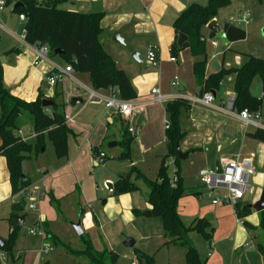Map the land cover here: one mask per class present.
<instances>
[{"label":"crops","instance_id":"0c3cea01","mask_svg":"<svg viewBox=\"0 0 264 264\" xmlns=\"http://www.w3.org/2000/svg\"><path fill=\"white\" fill-rule=\"evenodd\" d=\"M207 1L202 0L201 4L198 3V0H71L58 7L65 11L81 14H103V19L100 22V28L102 29L101 44L114 59L117 66L126 73L136 91V99L127 101H134L142 106V109L130 121V125L135 128L137 133V135L135 133L137 137L135 141L142 148V151H150L160 145L161 142L167 144L165 131L171 128L170 116L165 110L166 104L161 105L154 102L153 89H158L163 95H174V100H185L181 96L193 98L194 95H198L199 87L194 76V64L200 58L193 57L190 49L186 48L179 53L176 63H173L171 62L170 49L176 39L173 27L176 18L190 4L205 5ZM215 20L222 28L224 24L220 23L219 17ZM20 23L21 30H13L11 27L6 29L17 46L12 47V50L18 49L20 53L11 56L3 53L2 56L6 58L3 65L4 84L14 96L27 102L35 101L41 93L44 99H49L56 105L62 106L63 109L60 108L59 111L65 113L67 125L74 132V136H70L68 139L67 157L58 159L52 144L46 142L44 151L41 150L38 156L26 154L27 159L22 163L23 177L30 182V187L26 193L41 194L37 198L36 209L32 211L39 212L40 218L43 219L44 206L42 203L44 202L50 208V194L56 200H63L71 195L78 194V191L80 193L79 197L82 199L85 197L86 191L92 192V186L88 181H84V176L90 172V168H94L95 154L103 153L102 149L108 147L110 143L119 142L123 132H126L130 125L118 116H110L104 104L99 100L87 102L88 94L84 89H93L89 75L78 74L74 71L71 76L65 77L55 86L50 85L48 76L53 67L57 66L64 69L70 65L63 66L60 57L36 62V53L39 46H31L25 42V22ZM209 32L208 26L204 28L203 35L207 42L209 57L206 74L218 73L211 66L213 60L218 61L221 70L222 68L241 67L245 61L237 55L239 54L237 51L233 50V47L241 41H229L227 45H224L216 38L210 39ZM116 34H119L122 44L114 40ZM151 46L156 47L159 61L157 66H153L147 59V51ZM220 46H223V48L221 49ZM159 49L162 52V57ZM228 51H233L238 56L235 59L236 66L231 65L230 60H228ZM134 56L138 60H135ZM175 76H179L182 80L180 82L181 86L177 89H173L171 86ZM225 79H227L228 84L224 83ZM192 81L195 85L191 83ZM234 82V76H227L223 79L219 90L212 93L215 97L213 108L193 105L187 101L189 106L182 112L180 127L184 133V139L180 142V147L183 153H187V156L181 163L180 176L183 179L184 186L188 190H194L198 195L186 196L179 201L178 214L180 218H190L193 221L198 218H207L214 225L213 222L216 221V216L220 215L217 206L213 204V197L210 192L199 182L198 174L200 170H216V164H220L222 159H251L254 168L256 167V157L253 153L247 152L246 144L249 139L247 134L254 132L255 129L248 132L245 130L238 120V111L234 110L233 114H228L222 110L229 100L235 97ZM225 85L229 86L228 92L225 91ZM114 90L119 96L117 90ZM102 91L105 95L110 94L109 90ZM75 98L82 99L83 104L75 105L73 103ZM46 112L51 114V108L47 109ZM166 122H168L169 128H166ZM20 132L18 135L26 143L36 144L33 124L31 125L30 134L26 135L22 129ZM249 140L257 143L254 140ZM48 143L51 145L53 154L49 156L48 161H45L43 155L48 150ZM1 145L0 140V147ZM115 148L119 149V147ZM171 161L173 171L170 176L173 177L174 169L177 168L174 166V160L171 159ZM132 165H134V161ZM185 168L187 170L186 177L184 175ZM111 186L113 187V185ZM250 188L252 189L251 186ZM109 193L112 197V188H109ZM10 194L11 201L9 202L12 206L13 203L18 201L20 195H12L7 161L0 154V206L8 202ZM123 197L125 195L119 198ZM260 197V193H258L252 205L257 203ZM242 201L241 204L248 205V203L245 204ZM40 206L42 207L40 208ZM232 209L236 216L235 208L232 207ZM146 210L150 212L151 207L148 205ZM258 214L260 213L254 211L245 220L254 219L255 217L257 219ZM24 216L26 218L27 214ZM97 223L100 222L97 220ZM47 225L46 220V222H43L44 230H46ZM98 228L101 229V224L100 227L98 225ZM255 231L244 228L242 220L238 222V218L228 230H222L225 234L224 240L235 250L242 247V243L246 240L245 237L253 236ZM210 244L213 245V242ZM245 246L248 245L245 243ZM238 251L243 253V248ZM214 254L208 253L207 257L216 256ZM19 255L20 253L15 251L14 256L20 258ZM258 255L255 259L257 264H264V254L260 252ZM44 263L45 261L41 262V264ZM220 264H223V262H220Z\"/></svg>","mask_w":264,"mask_h":264},{"label":"trees","instance_id":"16d2710c","mask_svg":"<svg viewBox=\"0 0 264 264\" xmlns=\"http://www.w3.org/2000/svg\"><path fill=\"white\" fill-rule=\"evenodd\" d=\"M71 0H6L8 4H21L13 8L14 13L25 18L24 40L31 46H47L49 58L60 57L67 64L72 66L78 74L89 75L92 88L94 90L116 89L119 96L124 100L136 99V91L126 73L121 70L114 59L106 52L101 44L100 38L102 29L100 22L103 14H81L59 9V5ZM231 0H208L207 4H190L174 21L176 39L171 45L170 53L172 58H177L179 53L189 48L195 58H200L194 64V76L199 87L198 95L215 93L219 90L223 79L227 76H234V110L241 112L248 110L251 113L261 112L264 106V59L251 55H245L246 61L241 67L229 68L216 74H206L208 64L207 42L203 35V30L210 22L215 20L221 9L230 6ZM222 29L227 34L230 42L244 41L247 37L245 30L233 24H224ZM209 38L215 39L216 33L209 28ZM179 34L188 37V42L183 47L178 46ZM60 50V55H55V51ZM19 54L18 49H13L6 53ZM256 78L261 82L263 98L259 99L252 95L251 87ZM44 96L40 93L35 101L27 102L14 96L4 84V69L0 63V154L6 158L7 167L10 174V184L12 195L19 196L16 203L11 206V220L14 230L8 239H5V246L0 247L8 258L14 260V243L16 240V225L14 215H26L25 193L30 187L29 180H23L22 163L27 159L26 154L38 156L46 142L52 144L55 155L58 159H63L68 155V139L74 136V132L67 125L65 113L59 111L62 106L56 105L51 108L52 113L48 114L43 107ZM189 103L186 100L175 99L166 105V113L170 116L171 128L165 131V138L168 145V154L162 161L157 179L148 180L134 165H132L131 148L136 136H131L127 131L123 132L122 138L117 142V147L121 150L120 160L131 164L128 174L120 175L117 182L112 187V197H120L138 190L136 182L142 181L148 188L147 203L151 207L152 217L159 218L164 231L169 234L172 240L169 242L175 246L186 250L187 264H206L202 262L198 250L186 239L189 232H197L204 236L206 241L212 243L214 237V227L207 218L195 219L189 227H185L178 214L179 201L190 195L197 196L194 190H188L180 176L181 163L177 157L176 144L184 139V133L180 127L182 112L187 109ZM30 117L33 124V131L36 137V144L31 145L24 141L18 133L21 130L20 123L23 117ZM247 137L256 142L264 144V130L257 129L247 134ZM97 155V154H95ZM168 159L174 160L176 175L178 180L175 187H172V177L169 175V167L166 166ZM78 195H80L78 191ZM51 204H57L52 194L49 196ZM236 216L240 220H245L252 209L248 205L238 203L235 206ZM81 215L83 209L80 208ZM138 215L139 210H134ZM260 230L264 235V211L260 213ZM244 227L253 231L255 228L246 221ZM84 250L75 251L69 246L63 245L68 254L77 258H86L89 264H117L119 255L113 250L104 248L97 251L91 240L82 235ZM54 239L57 244V238ZM259 251L264 254V246H258ZM148 264L153 263L152 257H146Z\"/></svg>","mask_w":264,"mask_h":264},{"label":"rangeland","instance_id":"374dc122","mask_svg":"<svg viewBox=\"0 0 264 264\" xmlns=\"http://www.w3.org/2000/svg\"><path fill=\"white\" fill-rule=\"evenodd\" d=\"M198 3L202 4V0H198ZM8 5L5 12L0 16V58L4 57L2 56L3 53H8L12 50V47L16 46L15 41L6 29L8 27L13 30L22 29L19 27L21 24L20 14L12 12L15 4ZM243 16H247V22L239 21ZM218 17L221 24L232 23L246 31V39L233 47V50L239 53L237 55L243 61L247 60L245 55L264 59V0H231L230 6L221 9ZM220 47L223 48V46ZM159 53L162 57L160 49ZM235 54L233 51L227 52L228 60L233 66L237 64L235 59L238 56ZM11 55L14 54L10 53L8 56ZM61 60L63 66L67 64L64 59ZM175 77L180 82L182 81L179 76ZM191 83L195 85L193 81ZM224 83L228 84L227 79L224 80ZM228 88L229 86L225 85L226 92H228ZM251 93L259 99L263 98L259 78L254 80ZM261 113L260 123L264 124V106ZM31 125L32 120L30 117L26 116L21 119L20 128L26 135L31 133ZM162 143L150 151H142L136 141L132 145L131 157L134 166L148 180L155 181L157 179L162 161L167 155L168 145ZM246 144L247 152L253 153L256 157V176L250 179L252 189L246 194L242 203L252 205L258 193L261 196L264 190V144L255 143L249 139ZM51 150V145L48 143V150L44 153L43 160L48 161L49 156L53 154ZM102 152L107 156L105 162L99 164L94 159V168H90V172L84 176V181H88L92 186V192L86 191L83 199L76 193L66 199H58L57 204L50 203V208L41 201L44 206L43 219L40 218L39 212L28 209L31 200L30 198L26 199L27 217L24 225L16 230L17 237L14 243V249L20 253V258L15 256L12 260L0 251V264H41L39 253L45 244L54 247V252L46 258L44 264H89L86 258L69 255L63 246H69L75 251L84 250L83 238L76 235L72 226L79 221L83 229L84 239H90L94 248L99 252L103 251L104 248H108L117 253L120 256L117 264H130L132 261L137 264H148L146 257L153 258L152 264H187L186 250L169 243L172 238L164 231L161 220L156 217H142L148 211L146 209L148 208L147 195L149 192L144 182H136L138 190L125 195L121 199L110 197L109 185H114L120 175L128 174L131 165L129 162L119 159L121 156L120 148L110 149L106 146L102 149ZM171 163V159L166 161V166L169 167V175L173 171ZM184 171L186 177V168ZM9 201H11V194L8 202L0 206V237L3 239H8L14 230ZM104 202L105 204H103ZM215 206H217L220 215L216 216V221L213 222L215 229L212 240L213 245L206 241L200 233L189 232L186 235L187 241L198 250L201 261L206 262V264H220V262H223V264H257L255 259L260 253L258 245L264 246V235L259 227L261 215L258 214L257 219L255 217L254 219L242 220V222L246 221L251 224L256 231L253 236L245 237L246 240L242 243V247L235 250L224 240L225 234L222 230H228L236 222L237 217L232 206L216 204ZM80 208L83 209L82 215ZM135 209L139 210L138 215L133 214ZM40 219L43 222L47 220L46 235L57 238V244L54 239L44 240L36 232L35 228ZM97 220L100 223H97ZM181 222L185 227H189L193 219L181 218ZM100 224L101 229L98 228ZM128 239H133L136 242L131 251H128L124 246ZM245 243L251 248L245 246ZM241 248H243V253L238 251ZM208 253L211 255L215 253L216 256L208 258Z\"/></svg>","mask_w":264,"mask_h":264},{"label":"built area","instance_id":"2783aa9c","mask_svg":"<svg viewBox=\"0 0 264 264\" xmlns=\"http://www.w3.org/2000/svg\"><path fill=\"white\" fill-rule=\"evenodd\" d=\"M7 8L6 0H0V14L4 12ZM20 21L24 22V16H20ZM240 22H247V16H243ZM37 61L48 60L49 59V49L47 46H39L37 49ZM148 61L153 65L157 66L158 56L156 52V47L151 46L147 53ZM176 58H171V62L176 63ZM74 73L72 66H67L62 69L57 66L53 67V70L48 76V82L50 85L55 86L58 82L62 81L65 77L71 76ZM173 89H177L181 86L180 80L175 77L171 83ZM87 92V102H94L99 100L104 104L107 113L110 116H118L130 125V121L136 116L137 112L142 109V106L138 105L134 101L122 100L114 89H110V94L105 95L102 90L94 89H84ZM152 95L154 96V102L157 104H168L174 100L175 96L163 95L158 89H153ZM189 103L193 105L202 106L205 108H213L215 97L212 93H206L204 95H197L193 98H187L186 96H181ZM235 97L231 98L229 102L222 108L228 114L234 113V103ZM262 119V113L256 112L251 113L248 110H243L238 113V120L248 132L251 129H261L264 130V125L260 123ZM166 128H169L168 122L165 123ZM127 132L132 136H135L136 130L133 126H129ZM21 133V132H20ZM106 158L105 153H99L95 156L97 163L102 164ZM221 173H217L216 170H200L198 177L200 184L210 192L213 197V204L215 205H230L235 208L238 203H240L250 191V179L255 176L256 171L251 159H222L220 160ZM178 177L176 175V169H174V175L171 180L172 187H175ZM27 192V191H26ZM25 193V197L33 198L30 202L28 209L35 210L37 198L41 194ZM238 222L240 220L238 219ZM39 236L44 240H48L46 231L43 228V220L40 219L35 228ZM54 252V248L45 244L39 255L41 262L45 261L46 258ZM131 264H137L136 262H131Z\"/></svg>","mask_w":264,"mask_h":264},{"label":"water","instance_id":"95a60500","mask_svg":"<svg viewBox=\"0 0 264 264\" xmlns=\"http://www.w3.org/2000/svg\"><path fill=\"white\" fill-rule=\"evenodd\" d=\"M21 6V4H16L14 6V8H17ZM208 28H211L215 33H216V39L221 41L224 45H227L229 43V40H228V37H227V34L225 33V31L217 24L216 20H213L212 22H210L208 24ZM114 40L120 42L121 44L123 43L122 42V39L120 38L119 34H116L115 37H114ZM188 42V37L184 34H179V37H178V46L179 47H183V45L185 43ZM61 54V51L60 50H57L55 51V55H60ZM135 60H138L136 56L133 57ZM6 62V58L5 56L0 58V63L2 65H4ZM211 66L214 68V70L216 72H220L221 70V66L220 64L218 63L217 60H213L211 62ZM73 103L75 105H78V104H83V100L82 99H79V98H75L73 99ZM42 105L44 108L46 109H49V108H54L56 106V104L49 100V99H44L42 100ZM137 135V133H136ZM117 147V143L116 142H113V143H110L108 145V148L112 149V148H115ZM208 149V148H207ZM206 149V150H207ZM205 150V151H206ZM42 151H44V148L42 149ZM176 153H177V157L180 161H183L186 159V156H187V153H183L182 150H181V147H180V142H177L176 144ZM216 172L217 173H221V168H220V164L217 163L216 164ZM23 180H25V178H23ZM109 188H112V186L110 185ZM251 209H253L255 212L257 213H261L264 211V190L261 194V197L259 199V201L257 203H255L254 205H251L249 206ZM144 217H147V218H150L152 217V214H151V211L150 212H147V213H144L143 214ZM14 219L16 221V225L21 227L24 225V220H25V216H18V215H14ZM73 229L76 233V235L78 237H81L83 235V229H82V226H81V222L79 221L77 224H73ZM135 244L136 242L133 240V239H128L126 240V242L124 243V246L125 248L128 250V251H131L133 250V248L135 247ZM5 246V240H2L0 238V247H4Z\"/></svg>","mask_w":264,"mask_h":264}]
</instances>
